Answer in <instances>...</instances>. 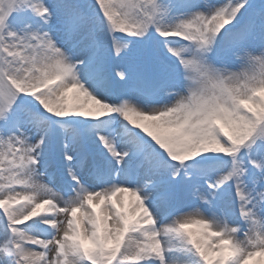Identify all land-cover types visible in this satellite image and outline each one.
<instances>
[{"label":"snow or ice","instance_id":"snow-or-ice-1","mask_svg":"<svg viewBox=\"0 0 264 264\" xmlns=\"http://www.w3.org/2000/svg\"><path fill=\"white\" fill-rule=\"evenodd\" d=\"M0 264H264V0H0Z\"/></svg>","mask_w":264,"mask_h":264}]
</instances>
